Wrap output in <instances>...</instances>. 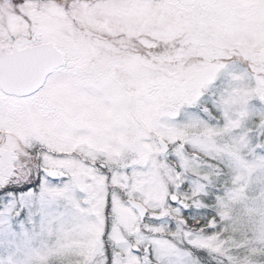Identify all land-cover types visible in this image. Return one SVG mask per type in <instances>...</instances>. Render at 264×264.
<instances>
[{
	"label": "snow or ice",
	"instance_id": "6c2138e0",
	"mask_svg": "<svg viewBox=\"0 0 264 264\" xmlns=\"http://www.w3.org/2000/svg\"><path fill=\"white\" fill-rule=\"evenodd\" d=\"M178 245L264 264V0H0V264Z\"/></svg>",
	"mask_w": 264,
	"mask_h": 264
},
{
	"label": "rangeland",
	"instance_id": "374dc122",
	"mask_svg": "<svg viewBox=\"0 0 264 264\" xmlns=\"http://www.w3.org/2000/svg\"><path fill=\"white\" fill-rule=\"evenodd\" d=\"M97 54L101 57L105 55L103 51H100ZM50 208L52 210V217L47 227L55 229L59 227L61 223L70 225L73 222V217L76 215V209L68 201L63 199L53 201L50 204ZM33 220L35 222V218H33ZM36 227L38 228L39 225L36 224ZM25 246V238L21 237V252L19 255V259L21 260L25 258ZM178 247H181V250L185 252V256L183 257L184 264H203V258L198 255V251L196 249H188L186 246L180 245H178ZM213 264H220V262L219 260H216Z\"/></svg>",
	"mask_w": 264,
	"mask_h": 264
},
{
	"label": "flooded vegetation",
	"instance_id": "af4514ba",
	"mask_svg": "<svg viewBox=\"0 0 264 264\" xmlns=\"http://www.w3.org/2000/svg\"><path fill=\"white\" fill-rule=\"evenodd\" d=\"M99 55V54H98Z\"/></svg>",
	"mask_w": 264,
	"mask_h": 264
}]
</instances>
